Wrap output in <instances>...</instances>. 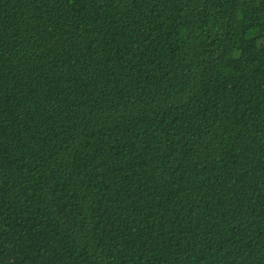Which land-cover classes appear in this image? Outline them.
<instances>
[{
    "label": "trees",
    "instance_id": "obj_1",
    "mask_svg": "<svg viewBox=\"0 0 264 264\" xmlns=\"http://www.w3.org/2000/svg\"><path fill=\"white\" fill-rule=\"evenodd\" d=\"M0 264H264V0H0Z\"/></svg>",
    "mask_w": 264,
    "mask_h": 264
}]
</instances>
